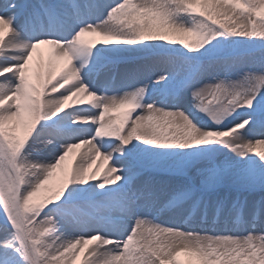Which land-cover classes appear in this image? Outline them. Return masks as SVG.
I'll use <instances>...</instances> for the list:
<instances>
[{
	"label": "snow or ice",
	"instance_id": "1",
	"mask_svg": "<svg viewBox=\"0 0 264 264\" xmlns=\"http://www.w3.org/2000/svg\"><path fill=\"white\" fill-rule=\"evenodd\" d=\"M256 191L264 0H0V264H264Z\"/></svg>",
	"mask_w": 264,
	"mask_h": 264
},
{
	"label": "rangeland",
	"instance_id": "2",
	"mask_svg": "<svg viewBox=\"0 0 264 264\" xmlns=\"http://www.w3.org/2000/svg\"><path fill=\"white\" fill-rule=\"evenodd\" d=\"M43 51H44L45 56H47V54H46V50L43 49ZM54 95H56V94H54ZM39 147H40L41 149H44V145H43V144L39 145ZM44 150L47 151L48 149H44ZM72 159H73L74 162H75L76 156H74ZM97 163H99V161H97ZM95 168H96V165L93 166V170H95ZM101 172H103V169H101ZM56 182H57V181L54 180V181H53V185H55ZM225 194H227V195H232V196L237 195V193H235V192H232V193H225ZM242 197H246V198L249 200V202L251 203V202H253V201H259V200L261 199V197H264V192L256 191V192H254V193H243V194H242ZM81 259H82V258H81ZM77 264H79V261L77 262Z\"/></svg>",
	"mask_w": 264,
	"mask_h": 264
},
{
	"label": "bare ground",
	"instance_id": "3",
	"mask_svg": "<svg viewBox=\"0 0 264 264\" xmlns=\"http://www.w3.org/2000/svg\"><path fill=\"white\" fill-rule=\"evenodd\" d=\"M45 50H46V54H47L48 50L47 49H45ZM56 95H58V94H56ZM86 153H87V148L82 149V150H78V153L74 154V156H76L75 163L79 164L82 160H84L86 158ZM58 177H59V174H58Z\"/></svg>",
	"mask_w": 264,
	"mask_h": 264
}]
</instances>
